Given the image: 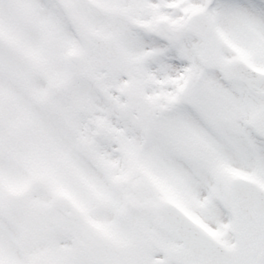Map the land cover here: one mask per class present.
<instances>
[{"label": "snow or ice", "instance_id": "obj_1", "mask_svg": "<svg viewBox=\"0 0 264 264\" xmlns=\"http://www.w3.org/2000/svg\"><path fill=\"white\" fill-rule=\"evenodd\" d=\"M0 264H264V0H0Z\"/></svg>", "mask_w": 264, "mask_h": 264}]
</instances>
